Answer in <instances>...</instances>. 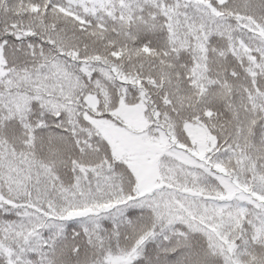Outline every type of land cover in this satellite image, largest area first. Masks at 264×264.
<instances>
[{"label": "snow or ice", "instance_id": "obj_1", "mask_svg": "<svg viewBox=\"0 0 264 264\" xmlns=\"http://www.w3.org/2000/svg\"><path fill=\"white\" fill-rule=\"evenodd\" d=\"M0 264H264V0H0Z\"/></svg>", "mask_w": 264, "mask_h": 264}]
</instances>
